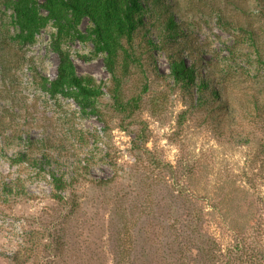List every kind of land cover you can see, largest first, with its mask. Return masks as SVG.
I'll return each mask as SVG.
<instances>
[{"label": "rangeland", "instance_id": "obj_1", "mask_svg": "<svg viewBox=\"0 0 264 264\" xmlns=\"http://www.w3.org/2000/svg\"><path fill=\"white\" fill-rule=\"evenodd\" d=\"M136 2L0 0V264H264V0Z\"/></svg>", "mask_w": 264, "mask_h": 264}, {"label": "trees", "instance_id": "obj_2", "mask_svg": "<svg viewBox=\"0 0 264 264\" xmlns=\"http://www.w3.org/2000/svg\"><path fill=\"white\" fill-rule=\"evenodd\" d=\"M20 4L24 3L25 0H18ZM76 3V2H73ZM130 6L134 8L135 10H138V4L136 0H129ZM168 25L170 28H173L172 22H168ZM254 45V44H252ZM56 54L58 57V65L56 69V77L53 81L50 82L49 87L51 92H57L59 88L62 87V85L66 82L69 81L72 87L77 90L79 95L81 96H91L92 93L88 90H86L83 86V81L80 78H69L68 77V69H69V62L66 58V56L60 51L56 50ZM178 77L184 81H193V71L189 68H186L184 65L180 64L178 67ZM51 180L53 181V188L55 191H65V188L67 187L65 182L63 181L62 178H56L53 175H51ZM56 200L61 202V197L58 195L53 196Z\"/></svg>", "mask_w": 264, "mask_h": 264}]
</instances>
